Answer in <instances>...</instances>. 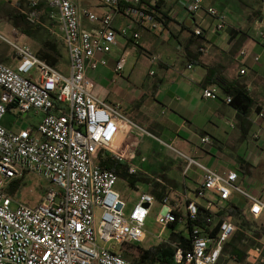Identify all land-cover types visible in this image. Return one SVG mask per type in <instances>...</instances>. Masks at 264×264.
<instances>
[{
    "label": "built area",
    "instance_id": "obj_1",
    "mask_svg": "<svg viewBox=\"0 0 264 264\" xmlns=\"http://www.w3.org/2000/svg\"><path fill=\"white\" fill-rule=\"evenodd\" d=\"M98 1L107 8L102 15L82 9L78 0H49L48 24L41 20L39 0H32L21 11L29 24L45 26L63 42L69 54L68 72L0 33L18 60L15 66L0 60V264H136L115 247L144 243L148 238L145 226L154 213L162 232L171 229L170 239L164 243L173 249L175 264H235L224 260L225 247L239 230L236 216L231 214L237 207L235 195L247 200L254 219L264 214L263 199L238 184V172L210 169L177 151L189 166L204 171L202 184L195 190L203 202L188 194L181 199L166 195L159 201L152 193L137 190L136 204L127 213L128 203L116 187L120 176L101 165L102 160L112 158L128 165L131 175L141 172L134 163L137 144L143 135H153L125 114L120 104L101 98L90 72L109 66L108 55L119 36L132 35L134 47L139 46L141 33L134 26L162 32L157 11L151 6L165 0H155L150 6L144 0ZM182 2L191 15L204 10V0ZM205 12L217 31L228 27L226 13L216 7ZM117 14L127 17L130 24L115 28ZM83 17L96 28L86 29ZM193 31L203 35L201 25L196 24ZM259 36L264 42V30ZM240 54L248 52L243 49ZM128 56L125 52L116 62L114 71L119 77L124 75ZM157 60V56L150 57L152 64ZM261 60V55L254 57L256 63ZM245 73L242 69L241 74ZM203 96L217 100L218 89H204ZM225 102L231 104L232 96H226ZM13 105L21 115L32 111L40 115L38 125L18 131L6 127L3 120ZM263 119L264 108L253 123L259 127ZM131 131L135 136L129 137ZM251 138L258 139L259 131ZM210 141L207 136L201 139L203 144ZM26 172L42 176L51 185L35 206L17 203L6 191ZM98 209L102 211L99 222ZM254 249L260 256L264 245ZM250 251V263L259 264L262 257L253 262Z\"/></svg>",
    "mask_w": 264,
    "mask_h": 264
},
{
    "label": "crops",
    "instance_id": "obj_2",
    "mask_svg": "<svg viewBox=\"0 0 264 264\" xmlns=\"http://www.w3.org/2000/svg\"><path fill=\"white\" fill-rule=\"evenodd\" d=\"M31 1L29 0L27 5H24L23 0H17L15 4L11 3L12 10L22 13V9L27 8ZM145 1L150 4L155 2V0ZM9 2L10 0H0L5 18H9L8 4H6ZM39 6L41 20L48 24L52 11L49 0H39ZM208 7H216L228 15L229 24L224 31L216 30L214 20L205 12ZM82 9L86 8L82 7ZM106 11L107 8L102 13L96 14L102 15ZM160 11L164 15L158 11L156 13L163 27L162 32L155 33L134 26V30L141 33L138 47H134L132 35L118 37V44L108 55L109 66L92 71L99 72L102 78L101 82L98 83V80L93 78L90 72V76L96 82L95 91L99 96L102 93L107 96L109 102L123 106L122 102L109 99L113 94L108 89L109 84L103 79L104 75L116 74L114 71L116 62L120 58L119 53L123 51L129 52V56L132 54L145 56L149 61L151 56H157L156 63L152 64L150 61V72L154 71L155 74L151 75L149 72V75L157 80L152 86L154 92H149L144 110L131 111L126 108L131 116L129 117L153 135V137L147 135V139L143 142V139L140 140L134 160V163L141 169L139 173L156 182L149 183L146 188L147 192L155 196L161 195L160 198L156 196L158 200L166 195H170L173 199H181L182 194L189 196L190 193L195 194V190L202 184L204 171L197 165L189 166L188 161L177 151L198 160L210 169L221 172L231 170L238 172V183L243 188V178L246 175L245 161L251 164L256 175L255 169L264 160V119L260 122V129L253 123L258 112L264 108V42L259 36V32L264 30V2L262 0H204V10L196 15H191L186 11L182 0H165L160 6ZM1 18L2 16H0ZM83 20L86 29L94 30L96 28V25L91 23L87 17H83ZM129 24L130 20L122 14H117L114 18L113 26L117 29ZM196 24L203 28L202 36L194 34L193 28ZM42 27L43 31L40 33L27 36L22 33L14 21L13 31H20V33L18 32L19 36H14L12 39L4 37L8 40L30 38L36 54L45 48L48 41L57 40L63 46L64 55V59L60 61L58 67L61 71L68 72L69 54L65 45L48 28ZM0 33L2 34L1 31ZM243 49L248 52L245 56L240 54ZM256 55L262 56L261 62L254 61ZM0 60L11 66H15L18 62L13 48L1 38ZM242 69H246L245 74H241ZM116 76L119 77L117 74ZM221 78H226L233 86L246 89L251 95L254 105L246 114L225 102L226 96L231 95L217 84ZM207 88H217L219 99L204 97L203 92ZM113 91L119 93L120 96L128 97L131 101L133 99L137 101L146 95L143 91H139L136 96L125 90L118 91L113 88ZM14 109L16 108L13 105L8 114ZM40 119L41 116L32 111L28 114H20V116L7 117L6 115L3 123L9 129L18 131L26 126L36 127ZM149 129L154 130L152 132ZM257 131H259V138L252 140V134ZM135 134V131H131L129 137L135 136ZM205 136L209 137L211 141L203 144L201 139ZM161 141L171 144L175 150L165 146ZM116 144L123 145V142L116 141ZM232 145L238 147L236 152L229 150ZM243 155H247L248 159H243ZM142 158L146 160L143 162ZM125 167L128 168V165ZM156 179H162L165 184L157 182ZM255 183L259 186L262 185L261 188L264 190V184L260 181ZM125 184L126 188L132 189L137 197V190L140 191L138 182L136 181L134 186H131L129 182ZM247 186L248 188L244 189L252 193H256L259 189L255 188L253 184ZM126 188L121 187L118 190L129 205L134 199ZM235 198L236 195L234 202L245 209L248 218L254 219L249 214L247 200L242 196L239 201H236ZM236 221L238 224L237 218ZM249 232L248 230L247 235L250 239H254L256 244L247 249L245 264H251L248 252L256 246L264 245L258 243L255 236L249 235ZM263 253V251L260 253L258 260ZM225 255V261L230 260L235 264H243L226 250Z\"/></svg>",
    "mask_w": 264,
    "mask_h": 264
},
{
    "label": "rangeland",
    "instance_id": "obj_3",
    "mask_svg": "<svg viewBox=\"0 0 264 264\" xmlns=\"http://www.w3.org/2000/svg\"><path fill=\"white\" fill-rule=\"evenodd\" d=\"M15 1L17 0H10L7 5L8 11L12 9V4H15ZM82 7L94 12V13H102L104 10H106V7L99 2L98 0H78ZM29 0H23V4L25 5L28 3ZM27 5V4H26ZM2 8V9H1ZM0 16L2 18L0 19V31L2 32V35L12 39L19 36L20 31L16 32L13 31L14 28V21L10 17L5 18L3 16V6H0ZM4 17V18H3ZM18 33V34H17ZM18 43L28 45L33 51L36 52L33 46L32 40L29 38L21 40L20 38L18 40H15ZM124 51L122 53H119V57H122L124 55ZM151 69V63L149 59L145 56H139L136 54H132L127 59L126 68L124 70V76L123 78H119L116 76V74H108L104 75L103 79L106 80V83L109 84L108 89L111 90L112 96L109 97V99L112 100H118L119 102L123 103L122 110L127 114L129 113L126 110V108H129L131 111L136 110H144V107L146 105V100L149 96V92H154L153 89V83L157 80L155 77H152L149 75ZM66 72V71H65ZM91 75L93 78L98 80V83L101 82L102 78L99 75V72H91ZM91 76L90 78L93 79ZM100 80V81H99ZM95 86L96 82L94 81ZM113 88L119 90H125L126 92H129V94L137 95L139 91H143L146 93V95L137 100L134 101V99L131 101L126 96H120L119 93H116L113 91ZM115 92V93H113ZM100 97L103 99H107V96H104L103 93L100 94ZM108 100V99H107ZM130 111V112H131ZM20 116L19 112L14 109L10 114H7L8 116ZM131 117V116H130ZM153 132L154 129H149ZM142 142L145 141L147 138L146 136L141 137ZM154 144V143H153ZM155 145V144H154ZM237 146H230L229 150L236 152ZM140 156V153H139ZM138 157V154H137ZM243 159H248L247 155H243ZM244 168L246 171V175L243 178V188H248V184H253L255 188L257 189V192L254 193L256 195H259L263 201H264V190H262V185H256L255 182L260 181L262 184H264V160H262L259 167L255 169L256 175L254 174V171L251 167V164L247 161L244 163ZM156 174V173H155ZM130 179L136 180L140 186V191H147L146 188L148 187L149 183L153 182L152 179H149L146 175L139 173L136 176H121L119 177V181L117 182V189L118 188H126V184ZM153 183H156L155 181ZM239 184V183H238ZM50 183L45 180L42 176L33 173V172H26L25 175L22 177L21 180H17L12 182L9 187L7 188V193L9 196H11L17 203L29 205V206H35L37 205L42 197L44 196L46 190L50 187ZM126 190L130 193L132 198L134 199L132 202L129 203L127 208V213H129L136 204V193L132 191V189ZM190 198L197 200L199 202H203L201 199H199L196 194L190 193ZM240 196L236 195L235 200L239 201ZM160 201V200H159ZM158 203L156 204V207L158 209V206L160 205ZM14 203V204H17ZM156 209V210H157ZM102 211L100 209L97 210V221H100ZM250 222V232L249 235H254L255 239L258 243L264 244V215L258 220H254L251 217L249 218ZM239 222V221H238ZM146 232L148 233L147 240L142 243L141 245H135V244H124V245H116V250L122 252V253H128L131 256H136L140 249L146 250L150 248H156L159 244L162 242H168L171 236V229L168 228L164 232H162V226L156 222V213L152 214L150 218L148 219L146 226H145ZM100 245H105L103 241L99 240ZM246 249V247H244ZM128 257V256H127ZM130 259V258H128ZM134 259V258H133Z\"/></svg>",
    "mask_w": 264,
    "mask_h": 264
},
{
    "label": "trees",
    "instance_id": "obj_4",
    "mask_svg": "<svg viewBox=\"0 0 264 264\" xmlns=\"http://www.w3.org/2000/svg\"><path fill=\"white\" fill-rule=\"evenodd\" d=\"M144 2H146L144 0ZM163 1H158L156 7H152L155 11L160 12V6ZM149 6L150 3L146 2ZM9 17L13 19L22 33L27 36H33L35 34L43 31V27L40 25H31L26 21V17L24 14L20 13V11L9 10ZM164 15V14H163ZM159 20V17H158ZM62 44L57 40L53 39V41H48L45 45V48L40 50L37 55L59 69V63L64 59ZM217 84L229 95L232 96L231 105L237 109L238 111L246 114L254 105V100L248 91L244 88L236 87L231 84L226 78H221L218 80ZM101 165L109 170L114 171L117 175L121 176H132L128 168L125 167L124 164L112 159L107 158L102 160ZM131 186H134L135 180L130 179L128 181ZM157 198H160L161 195H156ZM231 214L236 216L239 225V230L236 232L233 240L226 247V252H228L231 256H235L238 262H243L245 264L246 261V251L248 248L255 246L256 241L254 239H250L247 235L248 230H250V220L248 218V214L245 213V209L237 205L236 209H231ZM204 216H201V221ZM175 237V235H172ZM243 246V250H242ZM246 247V249L244 248ZM124 256L129 260L133 261L136 264H175L173 260V249L167 244L162 242L156 248L150 249H140V252L136 256H131L128 253H125ZM128 256V257H127ZM134 258V259H133ZM259 264H264V253L262 255L261 261Z\"/></svg>",
    "mask_w": 264,
    "mask_h": 264
},
{
    "label": "bare ground",
    "instance_id": "obj_5",
    "mask_svg": "<svg viewBox=\"0 0 264 264\" xmlns=\"http://www.w3.org/2000/svg\"><path fill=\"white\" fill-rule=\"evenodd\" d=\"M250 258L253 262H256L259 258V252L256 249H251L250 251Z\"/></svg>",
    "mask_w": 264,
    "mask_h": 264
}]
</instances>
